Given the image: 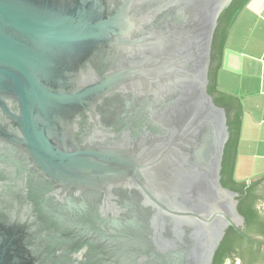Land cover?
<instances>
[{
	"label": "water",
	"instance_id": "95a60500",
	"mask_svg": "<svg viewBox=\"0 0 264 264\" xmlns=\"http://www.w3.org/2000/svg\"><path fill=\"white\" fill-rule=\"evenodd\" d=\"M233 1L0 0V264H212L230 227L264 244L220 182L210 71ZM13 149L43 186L15 184ZM129 190L153 220H116Z\"/></svg>",
	"mask_w": 264,
	"mask_h": 264
},
{
	"label": "crops",
	"instance_id": "0c3cea01",
	"mask_svg": "<svg viewBox=\"0 0 264 264\" xmlns=\"http://www.w3.org/2000/svg\"><path fill=\"white\" fill-rule=\"evenodd\" d=\"M219 87L243 106L235 160L241 182L264 176V0H252L227 42Z\"/></svg>",
	"mask_w": 264,
	"mask_h": 264
},
{
	"label": "flooded vegetation",
	"instance_id": "af4514ba",
	"mask_svg": "<svg viewBox=\"0 0 264 264\" xmlns=\"http://www.w3.org/2000/svg\"><path fill=\"white\" fill-rule=\"evenodd\" d=\"M171 13H172L171 10L165 13L164 18L166 21L170 19ZM103 58L104 59H102L101 62H102V67L104 69L115 67V63L110 54H107L106 57L103 56ZM124 98H127V97H124ZM108 104L112 108L113 100L111 102L108 101ZM139 105L138 107H142L140 103ZM104 113H106V111ZM115 123L116 122L109 123V124L115 125ZM111 140H113V138H108L107 142L110 143ZM3 160H7L9 162L7 166L5 164L4 168L11 170V175L12 177H14V179H16L15 184L18 187L21 185L22 182H24L28 186H43L40 184V182L44 181V179L40 175L35 173V171L32 168L31 163L26 159V157L20 151L13 149L9 153V157L7 158L4 157ZM193 161L197 163H204V161H199L197 157L196 158L194 157ZM210 163L211 162L209 160V163H204V164L210 165ZM224 181L227 182L226 177L223 174V164H222V169L220 173V182L222 186L225 187L226 189L239 194V196L236 197V199L239 201V204H238L239 211H240V207L242 206L243 210L247 213V215L250 216V214L252 213H257L259 215V218H256L255 221H253L252 218L249 219V217H245L240 211V213L245 218L244 225L241 227L242 231L247 236L253 239L264 241V183L260 182L262 184L254 186L249 191H247L245 193L246 196H244L243 193L238 192L232 189L231 187L225 186ZM46 186L51 190L54 189L53 186L47 183V181H46ZM230 186L232 185L230 184ZM127 198H133V199L138 200V205H136V209H135L137 213H134V208L130 206L131 205L130 203L121 202V206L123 209H121L116 215V220L119 223L127 222L130 220H138V222H140L142 221L143 218L147 221L148 220L151 221V219L153 220L155 218V215H154L155 211L153 209H149L142 205L141 201L143 202L144 198L141 195H138L137 192H134V191L130 192L129 190L127 194L122 196L123 200ZM53 200L57 201L55 195H53ZM109 214L111 215V217H113L112 215L113 212L110 211ZM97 217L101 221H110V217L107 215L106 216L103 215L102 211L98 214ZM230 228H233V227H230ZM230 228L227 230V233L214 256L212 264H214L216 258L219 262L218 264H264V244L253 243L245 239L234 228H233L234 232L228 236V231L230 230ZM227 237H229V239L226 240ZM224 241H227L225 244V248L224 250H222L220 255L217 257L218 251L221 248Z\"/></svg>",
	"mask_w": 264,
	"mask_h": 264
},
{
	"label": "trees",
	"instance_id": "16d2710c",
	"mask_svg": "<svg viewBox=\"0 0 264 264\" xmlns=\"http://www.w3.org/2000/svg\"><path fill=\"white\" fill-rule=\"evenodd\" d=\"M252 0H234L232 4L223 12L219 19L218 27L215 33L213 49H212V64L210 71V86L209 93L214 96L215 102L218 106L223 107L227 111L228 116V125L230 129V140L226 147L224 162H223V174L226 177L224 185L231 187L232 189L241 192L246 196V192L249 191L254 186L260 185L264 180L258 182H253L247 184V182H241L236 178L235 175V160L237 156V146L240 140L241 128L243 123V106L239 98L223 92L219 87V73L222 69L224 62V55L227 46V42L230 36V33L244 9L249 5ZM230 184L232 186H230ZM241 213L245 217L252 218L255 221L256 218H259L257 213H252L247 215L243 210L242 206L240 207ZM234 232L233 228H230L228 231V236ZM229 237L226 238V240ZM227 241H224L221 248L218 251L217 257L220 255L222 250L225 248ZM217 258L215 259L214 264H218Z\"/></svg>",
	"mask_w": 264,
	"mask_h": 264
}]
</instances>
